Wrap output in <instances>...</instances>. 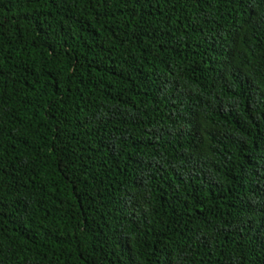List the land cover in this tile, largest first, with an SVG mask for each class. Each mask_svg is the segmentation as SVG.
<instances>
[{
    "label": "trees",
    "instance_id": "16d2710c",
    "mask_svg": "<svg viewBox=\"0 0 264 264\" xmlns=\"http://www.w3.org/2000/svg\"><path fill=\"white\" fill-rule=\"evenodd\" d=\"M0 264H264V0H0Z\"/></svg>",
    "mask_w": 264,
    "mask_h": 264
}]
</instances>
